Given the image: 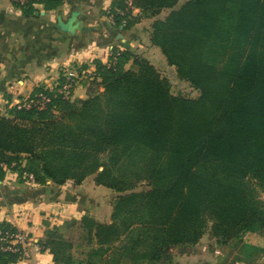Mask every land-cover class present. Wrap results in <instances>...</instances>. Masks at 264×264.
I'll use <instances>...</instances> for the list:
<instances>
[{
	"label": "trees",
	"instance_id": "trees-1",
	"mask_svg": "<svg viewBox=\"0 0 264 264\" xmlns=\"http://www.w3.org/2000/svg\"><path fill=\"white\" fill-rule=\"evenodd\" d=\"M179 1L132 0L127 8L114 0L110 13L116 28L130 29L171 9L153 22L151 41L199 96L173 94L148 59L114 48L108 63L95 64L87 98L58 96L45 110L13 106L0 115V180L5 163L33 173L39 186L97 174L99 184L130 191L117 198L113 222L82 217L98 246L87 258L48 232L39 242L55 264H102L96 257L118 241L132 264H170L174 249L185 253L206 232L224 244L264 236V0H188L176 8ZM33 2L53 10L64 0L14 3L30 9ZM48 90L42 84L32 96ZM125 165L144 172L147 189L134 191ZM243 245L235 261L258 251ZM19 257L0 252V263Z\"/></svg>",
	"mask_w": 264,
	"mask_h": 264
},
{
	"label": "crops",
	"instance_id": "crops-1",
	"mask_svg": "<svg viewBox=\"0 0 264 264\" xmlns=\"http://www.w3.org/2000/svg\"><path fill=\"white\" fill-rule=\"evenodd\" d=\"M113 1L64 0L58 8L47 10L42 3L26 9L12 0H0V115L36 87L54 80L62 68L89 65L93 69L97 62L108 63L114 48L143 52L141 39L151 19L144 18L130 29L116 28L110 13ZM137 13L139 10L134 9ZM58 24L62 27L58 28ZM148 55L152 57V53ZM85 84L79 81L74 97L86 96ZM53 189L45 185L31 187L9 175L0 180V223L11 224L29 238L28 254L13 264H54L48 250H37L44 226L50 222L48 218L56 212H62L61 216L82 213L73 203L77 199L74 188L61 185L55 196L50 194ZM245 237L258 251L250 260L231 264H264V236L254 232ZM216 251L212 246L184 254L175 263L220 264L222 256Z\"/></svg>",
	"mask_w": 264,
	"mask_h": 264
},
{
	"label": "rangeland",
	"instance_id": "rangeland-1",
	"mask_svg": "<svg viewBox=\"0 0 264 264\" xmlns=\"http://www.w3.org/2000/svg\"><path fill=\"white\" fill-rule=\"evenodd\" d=\"M188 0H180L176 8L181 6L183 3H185ZM171 9H164L162 12L158 15H156L153 18H145V19H151L148 21L146 27H145V36H143L142 43L143 45V52H140L136 49L132 50L137 54H140L141 56L145 57L146 59L151 58L153 62H155L153 65L159 70L163 76L169 79L171 84V90L173 94L175 95H183L189 98H195L199 96V91L194 88L188 81L183 80L179 77L176 67L171 66L165 55L160 53V51L156 48H154L156 45H154L151 41V28L152 24L156 19H164ZM144 37L146 40H144ZM149 37V39H148ZM154 47H152V46ZM159 48L158 46H156ZM140 48V47H139ZM120 51L124 49L118 48ZM155 50H157V54H155ZM160 49V48H159ZM161 50V49H160ZM152 53V57H150L148 54ZM164 55V56H163ZM164 57V60L162 59ZM156 64V65H155ZM169 64V65H168ZM131 65L128 63L126 65L127 68H129ZM75 70L79 71L80 73V82H83L89 86L88 80V73L89 69L88 67H84V65H76V66H68L65 68H62V70H59V73L56 75L55 79L51 82H48L46 85V88H52L60 84L62 81V78L64 77V74L67 71ZM86 71V72H82ZM83 73V74H82ZM79 84V83H78ZM77 98V97H74ZM73 98V99H74ZM87 98V94L84 98ZM134 166V165H133ZM103 167L100 168L102 170ZM122 172L126 174L128 182H134L136 185V188L134 189L135 192L145 190L147 189L148 181L144 177V172L140 170V168L135 166V169L132 170V166H126L122 167ZM120 175V174H118ZM97 174H92L86 177L80 184L75 183L73 180L67 181L65 186H70V188H74V190L77 191V199L73 202L76 204L78 209L82 211L81 214L73 215L69 214V216H61L60 212H56L51 215V218L49 217V224H46L44 227L45 233L41 239H44L46 236H48V232H53L57 235L62 236L65 239L70 240L73 243V253L75 256L80 257L81 259L87 258L89 253H92L94 250L93 247H95V251L98 250V246H96L95 243H90V238H88L87 229L82 225L81 219L83 216H89L91 218H94L100 223L103 224H109L113 222V213L115 208V202L117 198L120 195L128 194L130 191H124V192H118L108 186H105L103 184H99L96 180ZM13 178V177H12ZM18 182H21L23 184H26L22 178H13ZM28 185V184H26ZM30 186V185H29ZM45 186L53 187L57 190H59V185L53 183L49 180V183ZM61 186V185H60ZM33 187V186H31ZM53 189V190H55ZM79 196L81 198V201H79ZM51 219V220H50ZM48 225V226H47ZM21 232H24L20 230ZM246 236V235H245ZM242 237V241H238L236 239H232L228 243H218L215 238H213L208 232L204 233L202 238L197 242L195 245H187V247L183 248L185 250V253H183L182 250L174 249L173 250V256L172 261L170 264H176L175 259L180 257L184 254H192L201 250L211 249L212 246H214L215 249H217L216 253L218 255H221L220 264H231L234 262L237 258L241 256H245V246L243 245L244 242L248 239V237ZM40 239V240H41ZM39 240V241H40ZM247 243V242H246ZM40 244V242H39ZM41 245V244H40ZM122 241L116 242L114 245L106 249L104 246L103 249L105 252H103L102 256H97L96 258H100L102 264H132L129 258L121 254V248ZM48 250L49 249H43ZM50 252V251H49ZM51 253V252H50ZM21 257V256H20ZM53 257V255H52ZM54 261V260H53ZM55 264V263H54ZM137 264V263H134ZM141 264H152V263H141ZM164 264V263H163Z\"/></svg>",
	"mask_w": 264,
	"mask_h": 264
},
{
	"label": "built area",
	"instance_id": "built-area-1",
	"mask_svg": "<svg viewBox=\"0 0 264 264\" xmlns=\"http://www.w3.org/2000/svg\"><path fill=\"white\" fill-rule=\"evenodd\" d=\"M20 5L26 4L29 1L33 0H12ZM39 2H33V5ZM127 8H131L132 0H126ZM113 22V15L111 16ZM112 56V54H111ZM115 58V57H114ZM110 61V60H109ZM88 78L93 79L95 76V68H88ZM82 72H86L83 71ZM82 73V74H83ZM80 73L75 70H68L62 81L59 85L55 87H50L48 92L41 91L32 96V93L27 96L25 99L18 101L14 106H17L19 109H37L45 110L53 101L54 98L58 96L64 99L74 98V90L80 81ZM6 171V175H9L13 178H22L24 182L30 186H39L36 182V178L33 173L23 172L20 174L18 171L11 169L7 164H1ZM15 165V163L13 164ZM28 242L29 238L25 232H21L18 229H9L0 227V252L3 253H19L21 257H25L28 254ZM43 246L38 244L37 250H43Z\"/></svg>",
	"mask_w": 264,
	"mask_h": 264
},
{
	"label": "water",
	"instance_id": "water-1",
	"mask_svg": "<svg viewBox=\"0 0 264 264\" xmlns=\"http://www.w3.org/2000/svg\"><path fill=\"white\" fill-rule=\"evenodd\" d=\"M57 27H58V28H61V27H62V25L58 24V25H57ZM65 28H66V27H65Z\"/></svg>",
	"mask_w": 264,
	"mask_h": 264
}]
</instances>
